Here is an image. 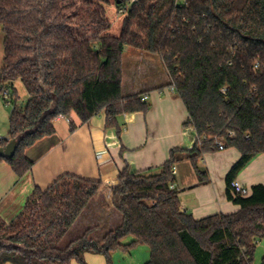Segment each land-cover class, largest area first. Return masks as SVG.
Returning a JSON list of instances; mask_svg holds the SVG:
<instances>
[{"label": "trees", "instance_id": "1", "mask_svg": "<svg viewBox=\"0 0 264 264\" xmlns=\"http://www.w3.org/2000/svg\"><path fill=\"white\" fill-rule=\"evenodd\" d=\"M114 1L127 10L118 37L109 34L110 0H0V92L12 90L14 104L9 137L0 147L18 143L15 156L0 158V164L18 178L31 172L35 163L27 150L54 136L60 117L75 114L87 124L105 112L107 128L120 136L119 117L147 113L143 94L122 92L126 47L161 60L196 142L192 149H172L157 169L124 167L109 191L122 222L100 239L90 228L62 246L104 188L101 180L65 174L46 189L36 187L15 220L0 218V264H86L87 253L113 264V254L140 246L150 250L146 264H255L264 239V185L242 197L230 183L264 154V0ZM18 81L29 96L24 107L17 105ZM220 143L241 154L226 178L228 199L240 209L196 220L171 189L174 169L190 161L207 182L198 163L219 152Z\"/></svg>", "mask_w": 264, "mask_h": 264}, {"label": "crops", "instance_id": "2", "mask_svg": "<svg viewBox=\"0 0 264 264\" xmlns=\"http://www.w3.org/2000/svg\"><path fill=\"white\" fill-rule=\"evenodd\" d=\"M122 90L124 96L143 94L149 110L119 117L120 136L116 129L107 128L105 112L87 124L72 114L71 123L58 118L56 134L27 150V158L35 165L24 177L18 178L7 163L0 164V218L4 222H12L23 212L36 187L46 189L61 176L72 174L101 180L104 188L70 230L69 234L76 232L74 237L65 243L68 234L62 246L90 228H96L92 237L100 239L122 222L121 215L111 205L109 191L119 183L120 172L126 165L131 172L157 169L169 159L172 149L193 148L196 131L184 126L188 112L174 88L169 87L167 72L154 55L125 48ZM240 157L236 149L205 155L198 163L200 170L207 172L205 183L200 181L190 161L179 163L174 174L182 210L196 220L237 213L240 208L228 199L226 178ZM236 180L248 191L253 186L264 185V154L256 157ZM101 194L109 203L99 204ZM259 245L264 248V239ZM84 259L86 264H108L101 255L87 253Z\"/></svg>", "mask_w": 264, "mask_h": 264}, {"label": "rangeland", "instance_id": "3", "mask_svg": "<svg viewBox=\"0 0 264 264\" xmlns=\"http://www.w3.org/2000/svg\"><path fill=\"white\" fill-rule=\"evenodd\" d=\"M128 9V8H126ZM107 10V17L109 21L112 24V28L109 32L112 36H119L122 28L123 20L127 14V10L120 11L118 9L117 5L115 4L114 0H110V2L106 5ZM4 33L2 31V28L0 26V68L3 67V57H4ZM126 49H132L130 47H126ZM156 57V56H154ZM158 61H161L158 57H156ZM14 90L17 93V105L20 107H24L28 101V94L26 92V89L24 85L18 81L14 84ZM9 91L8 89H3L2 92H0V139H5L9 137V131H10V115L11 111L13 109V91L10 90V99H6L5 92ZM57 127V123L55 124ZM58 128V127H57ZM251 190H249L250 194ZM98 198L99 204L103 205V202H108V199L106 198ZM98 234V232H96ZM102 233V232H101ZM74 234L76 232H72L69 234V238L65 240V243L69 242L70 238L74 237ZM100 234V231H99ZM132 241L131 238H128L125 243H130ZM64 243V242H63ZM64 245V244H63ZM264 258V248H262L261 245H258L256 255H255V264H261ZM150 259V250L146 246H140L136 249H134L131 253H123V252H117L112 255V262L113 264H146Z\"/></svg>", "mask_w": 264, "mask_h": 264}, {"label": "built area", "instance_id": "4", "mask_svg": "<svg viewBox=\"0 0 264 264\" xmlns=\"http://www.w3.org/2000/svg\"><path fill=\"white\" fill-rule=\"evenodd\" d=\"M9 96H10V92H9V91L5 92V97H6V99H10ZM60 118H63V119H65L68 123H71L70 118H65V117H60ZM1 141H2V140L0 139V142H1ZM219 150H220V151L225 150L224 145L221 144V143L219 144ZM98 158H99V160H100V159H102V156L99 155ZM171 189H172V190H176L175 185H172V186H171ZM230 189H231V191H232L233 194L238 195V196L246 197V196L249 195V191H248L245 187H243V186L241 185V183H240L239 181H237V180H233V181L230 183Z\"/></svg>", "mask_w": 264, "mask_h": 264}, {"label": "water", "instance_id": "5", "mask_svg": "<svg viewBox=\"0 0 264 264\" xmlns=\"http://www.w3.org/2000/svg\"><path fill=\"white\" fill-rule=\"evenodd\" d=\"M18 143L16 141L10 142L7 147H0V158H13L16 154Z\"/></svg>", "mask_w": 264, "mask_h": 264}]
</instances>
